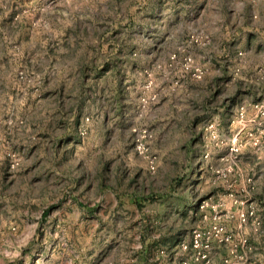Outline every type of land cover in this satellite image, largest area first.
I'll return each instance as SVG.
<instances>
[{
  "label": "clouds",
  "instance_id": "clouds-1",
  "mask_svg": "<svg viewBox=\"0 0 264 264\" xmlns=\"http://www.w3.org/2000/svg\"><path fill=\"white\" fill-rule=\"evenodd\" d=\"M0 264H264V0H0Z\"/></svg>",
  "mask_w": 264,
  "mask_h": 264
}]
</instances>
